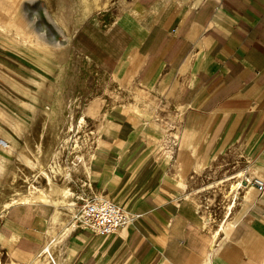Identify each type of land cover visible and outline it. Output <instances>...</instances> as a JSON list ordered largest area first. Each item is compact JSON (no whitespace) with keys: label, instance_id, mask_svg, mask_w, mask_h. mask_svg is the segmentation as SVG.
<instances>
[{"label":"crops","instance_id":"1","mask_svg":"<svg viewBox=\"0 0 264 264\" xmlns=\"http://www.w3.org/2000/svg\"><path fill=\"white\" fill-rule=\"evenodd\" d=\"M58 2L62 13L66 1ZM97 2L76 4L83 15ZM22 3L0 0L3 33L30 36L13 27ZM46 12L59 24L61 14ZM72 47L108 81L102 110L86 116L99 134L90 172L74 184L85 198L76 214L64 195L11 204L0 222L3 264L41 254L43 264H264V190L246 185L213 231L194 195L228 152L264 181V0H132L109 24L85 20ZM13 48L0 35V103L12 118ZM1 116L0 139L14 141ZM95 198L129 211L131 222L95 233L80 216Z\"/></svg>","mask_w":264,"mask_h":264},{"label":"rangeland","instance_id":"2","mask_svg":"<svg viewBox=\"0 0 264 264\" xmlns=\"http://www.w3.org/2000/svg\"><path fill=\"white\" fill-rule=\"evenodd\" d=\"M65 1L66 6L61 13L58 0H23L15 13L13 27L21 34L25 31L30 35L26 40L14 30L6 34L0 28L4 42L7 36L13 40L14 53L9 56L15 60V70L12 74L15 79L12 91L13 118L7 117L4 105L0 103L1 119L9 126L4 128L8 129L14 138V141H10L2 135L0 139V166L4 167V173L0 176V203L3 200L19 199L31 192H36L35 196H39L43 189H48V182L40 174L49 169L55 154L60 151L63 141L58 137L61 135L67 137L69 129L76 126L82 115L86 124L80 134L70 133L72 140H75L76 136L80 142L89 139L90 144L94 142L92 145L94 147L98 138L99 129L93 127L86 116L93 110H102V103L99 100L102 97L103 83L108 81L94 71L84 57L74 52L72 37L76 29L88 18H96L104 24H109L131 4L132 0H98L95 6L83 15L76 4L78 0ZM46 11L61 14L59 24L51 20ZM89 78L94 80L90 81ZM76 114L78 118L74 117ZM12 123L21 131L13 127ZM5 142L9 147L4 149L1 144ZM39 144L44 150L40 156L41 166L36 161ZM71 144L73 145V142ZM69 152L71 149L60 159L59 169L53 181L60 186L69 184L77 191L74 184L78 178H84L85 174L79 172L74 177L75 182L67 181L64 174L65 169L71 164L69 159L73 158L72 162L81 165L80 156L74 157ZM236 160L235 156L228 152L218 166L213 170H207L202 184V195L198 192L194 194L201 202L206 219H211L208 226L210 231L217 229L223 220L227 219L228 222L230 215L242 203L243 196H247V188L243 185L240 188L241 196L235 200L231 213L226 217L233 202L231 190L245 177H249L243 171L244 167L237 169ZM23 170L26 171L25 174L22 173ZM78 200L80 198H77ZM0 216L1 222L4 215L0 213ZM45 259L46 255L41 254L36 257L33 264H43ZM4 260L0 240V264H3Z\"/></svg>","mask_w":264,"mask_h":264},{"label":"bare ground","instance_id":"3","mask_svg":"<svg viewBox=\"0 0 264 264\" xmlns=\"http://www.w3.org/2000/svg\"><path fill=\"white\" fill-rule=\"evenodd\" d=\"M82 8L83 7H80L81 10H82ZM0 28H1L2 31L7 30V27H2L1 26ZM24 40H26V38ZM85 124H86V120H85V117L82 115V117H80L79 120L77 121L76 126H74L73 128L69 129V132H68L69 135L67 137H62V135L58 137L59 140L62 139V141H63V144L60 147V151L55 154L54 160H53L52 164L49 166V169L43 171L40 174V175L44 176V178L48 182V184H49L48 189H43L42 192L39 194V196H35L36 192H31L29 195L23 196V197H21L19 199H8L7 201L3 200L0 203V213H2L4 215L6 209H8V207L11 204L16 203L18 201L29 202V201L42 200V201H47V202H53V201L57 200L58 199L57 197H59L60 195H62V196L64 195L63 197H65V200H66V203H67V207L70 209V211L73 212L74 214L77 213L76 210H75L76 207H77L76 204L78 202L77 198L84 199L85 196L82 195V194H79L69 184H67L66 186H60V185L54 183L53 177H54L55 173L57 172V170L59 169V164L58 163H59L60 159L63 157V155L67 151H70V149H71V152H69V153L70 154L72 153V156H74V157H75V155L80 156L81 165L79 166L78 164L72 162L71 160L73 158L72 159L68 158L69 159V163L71 162V164L67 167V169H65V174H64V175H66L67 181L69 183L75 181L74 177L79 172H82V173H84L86 175L89 174V172H90L89 162H90L91 152H92V149H93L92 145L94 144V142L90 144V142H88L89 139H86V141L80 142L79 138H77V136H76L75 140H72V138L70 137V133L71 132L75 133L76 135L80 134L83 131V128H84ZM13 125H14V127H16L17 130L21 131V129L16 124L13 123ZM72 142H73V145L71 144ZM38 149H39V153L36 154V157H37L36 161L39 164V166H41L42 162L40 160V156L43 155V152H44L41 144L38 145ZM25 172L26 171H24V170L22 171L23 174H25ZM237 187L238 186H236V188ZM236 188H234V190ZM87 202H89V201H87ZM226 215H228V214H226ZM81 219H82L83 223L87 226V224L83 220L82 214H81ZM72 231H73L72 228L66 230L62 234L61 240H66L67 238H70Z\"/></svg>","mask_w":264,"mask_h":264},{"label":"built area","instance_id":"4","mask_svg":"<svg viewBox=\"0 0 264 264\" xmlns=\"http://www.w3.org/2000/svg\"><path fill=\"white\" fill-rule=\"evenodd\" d=\"M244 185H254L264 190V181L259 177L245 178ZM82 216L87 226L99 235L116 233L131 222L132 214L109 199L95 198L82 208Z\"/></svg>","mask_w":264,"mask_h":264}]
</instances>
